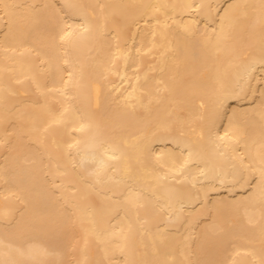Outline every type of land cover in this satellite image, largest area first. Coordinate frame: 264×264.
<instances>
[{
  "label": "bare ground",
  "instance_id": "6f19581e",
  "mask_svg": "<svg viewBox=\"0 0 264 264\" xmlns=\"http://www.w3.org/2000/svg\"><path fill=\"white\" fill-rule=\"evenodd\" d=\"M0 264H264V0H0Z\"/></svg>",
  "mask_w": 264,
  "mask_h": 264
}]
</instances>
